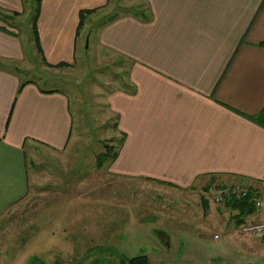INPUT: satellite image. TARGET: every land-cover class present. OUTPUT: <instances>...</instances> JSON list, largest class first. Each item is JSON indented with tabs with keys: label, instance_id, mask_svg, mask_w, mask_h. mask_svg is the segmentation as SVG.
Returning <instances> with one entry per match:
<instances>
[{
	"label": "crops",
	"instance_id": "obj_1",
	"mask_svg": "<svg viewBox=\"0 0 264 264\" xmlns=\"http://www.w3.org/2000/svg\"><path fill=\"white\" fill-rule=\"evenodd\" d=\"M109 1L41 0L42 62L71 63L80 12L95 14ZM141 1L145 9L97 32V47L129 61V89L110 96L125 137L109 171L201 195L235 183L264 198V0ZM0 11L21 16L23 0H0ZM6 24L0 20V217L27 193V152L63 150L72 131L65 93L35 82L19 89L10 66L26 51Z\"/></svg>",
	"mask_w": 264,
	"mask_h": 264
},
{
	"label": "rangeland",
	"instance_id": "obj_2",
	"mask_svg": "<svg viewBox=\"0 0 264 264\" xmlns=\"http://www.w3.org/2000/svg\"><path fill=\"white\" fill-rule=\"evenodd\" d=\"M23 4L21 16L6 18L26 51L10 67L23 81L65 93L72 131L63 150L27 152V193L0 217V264H115L138 254L149 264H264V235L243 232L226 202L205 206L199 188L129 180L110 172L107 161L97 166L122 136L110 96L129 89V61L97 47V32L108 19L146 5L110 0L84 17L70 65L46 69L35 53L36 0Z\"/></svg>",
	"mask_w": 264,
	"mask_h": 264
},
{
	"label": "trees",
	"instance_id": "obj_3",
	"mask_svg": "<svg viewBox=\"0 0 264 264\" xmlns=\"http://www.w3.org/2000/svg\"><path fill=\"white\" fill-rule=\"evenodd\" d=\"M40 2H41V0H36L35 12L32 15V32H33V35H34V38H35L34 39V43L37 45L38 51L40 49H39L38 40H37L38 37H37V30H36V21H37L38 15H39ZM93 11L94 10H88V11H85V12H82V11L80 12V14H79L80 21H79V28H78L79 31H80V29L82 27V23H83L84 17L87 16V15L92 14ZM7 17H10V16H8L6 13H2L0 11V20L1 21L6 23V18ZM260 45L264 47V43H261ZM42 61H43V58H42ZM44 64L46 66H48V67H51V68L52 67H54V68L55 67L62 68V67H66V66L70 65V63H64V62L55 64V65L47 64L45 62H44ZM13 69H14V71H19L17 68H13ZM26 82H34V80L28 79L26 81H23L21 83L19 89ZM41 90L44 91V90H47V89H41ZM47 91L53 92V91H59V90L49 89ZM120 133H121L122 136H121V138L118 141V149L121 147V145H122V143L124 141V137H125L124 132H120ZM118 149L117 150H113V149H111L110 146H108L107 150L105 152H103L101 155L98 156L97 166L101 167L106 161L109 162V163H112L118 156ZM216 184L214 183L213 185H216ZM213 185H209L208 187H206L205 191H202L203 192L202 198L204 200L203 202H204L205 206H206L207 200L209 201V199L205 197V193ZM247 190H248L247 194L242 196V197H240V198H237L234 195H230L228 197H225L226 205L228 207H230L232 210H235L237 212V215H238L237 222L240 223V224L246 223L247 221L250 220V219L248 220L247 217L251 218L254 214L257 213V208L255 206V200H256V197L260 196V195L257 194L256 191L251 190L249 188H247ZM54 264H60V263L55 262ZM115 264H149V260H148V257L146 255L138 254V255H135V256H132V257H122L120 259V261L118 263H115Z\"/></svg>",
	"mask_w": 264,
	"mask_h": 264
},
{
	"label": "built area",
	"instance_id": "obj_4",
	"mask_svg": "<svg viewBox=\"0 0 264 264\" xmlns=\"http://www.w3.org/2000/svg\"><path fill=\"white\" fill-rule=\"evenodd\" d=\"M247 191V188L239 184L229 183L213 185L206 193L213 203H224L225 197L234 195L240 198L246 195ZM255 206L257 208V214L254 216V219L242 224L241 228L243 232L248 234L264 235V198L257 196Z\"/></svg>",
	"mask_w": 264,
	"mask_h": 264
},
{
	"label": "flooded vegetation",
	"instance_id": "obj_5",
	"mask_svg": "<svg viewBox=\"0 0 264 264\" xmlns=\"http://www.w3.org/2000/svg\"><path fill=\"white\" fill-rule=\"evenodd\" d=\"M135 256V255H134Z\"/></svg>",
	"mask_w": 264,
	"mask_h": 264
}]
</instances>
